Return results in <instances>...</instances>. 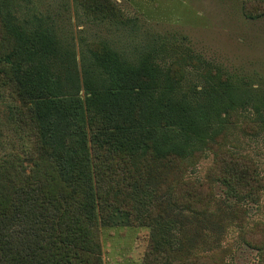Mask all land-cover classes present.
Returning a JSON list of instances; mask_svg holds the SVG:
<instances>
[{"label": "trees", "instance_id": "trees-1", "mask_svg": "<svg viewBox=\"0 0 264 264\" xmlns=\"http://www.w3.org/2000/svg\"><path fill=\"white\" fill-rule=\"evenodd\" d=\"M78 1L95 20L120 22L110 0ZM10 5L11 0H0V91L10 99L6 147L25 156L0 160V264H101L98 211L102 216L140 212L145 203L140 193L148 199L147 174L164 177L165 168L182 167L209 147L212 176L224 196L218 200L213 189L204 188L187 198L181 214L196 217L206 229L211 218L221 228L235 224L264 264V224L249 229L243 207L260 201L264 173L253 159L223 145L225 125L237 110L228 79L215 75L227 99L211 97L207 109L197 112L192 100L179 94L184 77L178 72L161 70L149 56L132 64L109 45L91 43L88 51L106 80L90 77L82 85L77 79L74 92L67 93L50 62L61 58L69 71L78 66L75 53L51 29L27 31ZM246 16L256 20L264 11ZM215 118L222 124L206 128ZM85 121L90 147L80 154L71 142L81 136L76 126L85 127ZM68 134L74 135L69 141ZM180 185L169 187L168 201L165 191L151 204L157 218L143 264H221L209 256L194 260L187 249L174 247L180 214L165 211Z\"/></svg>", "mask_w": 264, "mask_h": 264}, {"label": "rangeland", "instance_id": "rangeland-1", "mask_svg": "<svg viewBox=\"0 0 264 264\" xmlns=\"http://www.w3.org/2000/svg\"><path fill=\"white\" fill-rule=\"evenodd\" d=\"M110 1L121 13L120 22L110 18L95 20L86 14L78 0H11L9 9L27 31L51 29L63 46L75 53L78 66H70L69 71L61 58L50 62L51 70L60 76L67 93L74 92L77 79L82 85L90 77L101 84L106 80L105 73L95 65L88 51L91 43L109 45L126 62L137 64L149 56L151 63L161 70L178 72V77H184L178 84L179 94L192 100L197 112L207 109L211 97L220 95V99H227L215 75L228 79L229 87L234 86L231 98L237 101V110L223 130V145L233 153L253 159L264 173V16L256 20L246 16L247 12H263L264 5L259 2L264 0ZM213 88L218 94L212 92ZM8 98L7 92L0 91V160L11 155L25 156L6 147L10 137ZM221 124L215 118L206 128ZM85 125L76 126L81 136L71 142L80 154L89 153L91 131L86 121ZM71 137L74 135L68 134L65 139L69 141ZM214 162V152L209 147L182 167L165 168L164 177L147 174L148 199L140 193L145 202L140 212L102 216L98 211L101 264L144 263L152 224L157 218L151 204L154 200L159 202L165 191L168 201L169 187L178 184L182 185L177 187L172 204L176 206L171 205L165 211L167 215L170 210L180 214L171 237L174 247L187 249L194 260L209 256L221 264H258L257 252L244 244L235 224L221 228L211 218L206 229L196 217L181 214L185 213L187 198L204 188L208 192L209 188L213 189L218 200L224 196L225 189L212 176ZM243 207L249 229L264 224V192L258 203L246 201Z\"/></svg>", "mask_w": 264, "mask_h": 264}]
</instances>
